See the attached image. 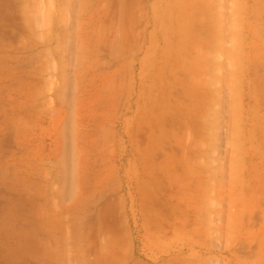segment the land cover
Wrapping results in <instances>:
<instances>
[{
  "label": "rangeland",
  "instance_id": "rangeland-1",
  "mask_svg": "<svg viewBox=\"0 0 264 264\" xmlns=\"http://www.w3.org/2000/svg\"><path fill=\"white\" fill-rule=\"evenodd\" d=\"M23 249L264 264V0H0V254Z\"/></svg>",
  "mask_w": 264,
  "mask_h": 264
},
{
  "label": "crops",
  "instance_id": "crops-1",
  "mask_svg": "<svg viewBox=\"0 0 264 264\" xmlns=\"http://www.w3.org/2000/svg\"><path fill=\"white\" fill-rule=\"evenodd\" d=\"M23 255H16L14 257L10 256L9 253H4L6 255L0 254V264H32V258L26 255V249H23ZM3 256H7L4 259Z\"/></svg>",
  "mask_w": 264,
  "mask_h": 264
},
{
  "label": "bare ground",
  "instance_id": "bare-ground-1",
  "mask_svg": "<svg viewBox=\"0 0 264 264\" xmlns=\"http://www.w3.org/2000/svg\"><path fill=\"white\" fill-rule=\"evenodd\" d=\"M196 3V2H195ZM195 6V5H194Z\"/></svg>",
  "mask_w": 264,
  "mask_h": 264
}]
</instances>
